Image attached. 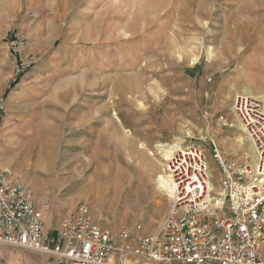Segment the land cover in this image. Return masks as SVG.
I'll list each match as a JSON object with an SVG mask.
<instances>
[{
    "label": "rangeland",
    "instance_id": "1",
    "mask_svg": "<svg viewBox=\"0 0 264 264\" xmlns=\"http://www.w3.org/2000/svg\"><path fill=\"white\" fill-rule=\"evenodd\" d=\"M16 30L27 36L23 55H35L36 64L7 90ZM173 32L187 48L184 62L160 46V34ZM257 54L264 58V0H0V167L36 201L47 200L51 238L80 204L113 229L138 224L150 234L168 205L155 181L165 165L155 146L203 128L205 107L215 131L213 120L230 118L235 95L263 96ZM153 173L154 187L146 183ZM115 182L131 184L117 189ZM0 252L2 264L41 260Z\"/></svg>",
    "mask_w": 264,
    "mask_h": 264
},
{
    "label": "built area",
    "instance_id": "2",
    "mask_svg": "<svg viewBox=\"0 0 264 264\" xmlns=\"http://www.w3.org/2000/svg\"><path fill=\"white\" fill-rule=\"evenodd\" d=\"M26 45L22 30L12 32L7 90L36 64L35 55H23ZM229 112L230 118L215 117L212 131L205 107L203 128L182 135L164 165L171 185L167 212L146 235L138 224L113 229L101 217L93 220L88 205L80 204L51 238L45 230L47 200L36 201L10 168L0 167V249L37 254L41 260L35 264H264V96L237 94ZM4 113L0 97V137ZM207 154L218 172L217 186Z\"/></svg>",
    "mask_w": 264,
    "mask_h": 264
},
{
    "label": "bare ground",
    "instance_id": "3",
    "mask_svg": "<svg viewBox=\"0 0 264 264\" xmlns=\"http://www.w3.org/2000/svg\"><path fill=\"white\" fill-rule=\"evenodd\" d=\"M148 22L149 21H147V23ZM145 23L146 22H144V24H143L144 26H145ZM132 27L133 26H131L130 28H132ZM128 28H129V24L127 25V29ZM126 32H128V31L124 30L123 32H120V33H122L123 37L127 38L128 33H126ZM162 34H160V36L162 38V39H160V42H163V43H161L160 46L163 45L161 48H163V50L166 52V55L169 54L171 56V58H175V60H177V61L184 62L185 59L188 57L187 56L188 53H186L188 51H186L187 50L186 46L180 45V40H179V36H177V33L173 32L172 35L170 36V38L168 37V39H167V37L163 38ZM114 39H118V37H115ZM111 40H113V38ZM127 41H129V40H127ZM201 44L202 43H200V46H201ZM174 53L176 56H173ZM208 57L210 58L211 55L210 56L208 55ZM242 94L247 95V96H253V92L249 93V94L242 92ZM174 143H176V142H174ZM179 143H180V140L178 141V143H176L173 146H171L170 144H166V143L165 144H157L155 146L156 154L161 158V161L166 162L167 160L170 159V157L176 151V148H179V146H177V145H179ZM160 164H161V162H160ZM156 185H157V188L160 191V193L168 200V196H170L171 185H170L168 179H166L164 174L160 173L157 176Z\"/></svg>",
    "mask_w": 264,
    "mask_h": 264
},
{
    "label": "crops",
    "instance_id": "4",
    "mask_svg": "<svg viewBox=\"0 0 264 264\" xmlns=\"http://www.w3.org/2000/svg\"><path fill=\"white\" fill-rule=\"evenodd\" d=\"M10 36H11V34H10ZM235 43H229V46H227V48L228 49H230V50H234V47H235ZM256 61L257 62H264V58H263V56H261L260 54H257L256 55ZM255 64V63H254ZM22 78V77H21ZM20 78V79H21ZM19 82V81H18ZM18 84V83H17ZM16 84V85H17ZM252 91V90H251ZM253 92V91H252ZM208 97L206 98L205 97V99H206V102H209L208 100H209V98L211 97L209 94H206ZM145 177V176H144ZM156 178V173H153V174H151L150 176H148L147 177V181H146V183L149 185V186H153L154 187V179ZM143 179H145V178H143ZM142 179V180H143ZM156 181V180H155ZM131 183L130 182H128V183H126V184H124L123 185V183L121 184L120 182H115L114 184H113V186H115L117 189L118 188H124L126 185H130ZM160 203H162V201L160 200V198L158 199V200H156V204H160ZM166 212H167V208L166 209H164V211H163V214L160 216V217H158V219H155V220H153V222H154V224H158V223H160L163 219H164V217H165V214H166ZM35 264V263H34Z\"/></svg>",
    "mask_w": 264,
    "mask_h": 264
},
{
    "label": "trees",
    "instance_id": "5",
    "mask_svg": "<svg viewBox=\"0 0 264 264\" xmlns=\"http://www.w3.org/2000/svg\"><path fill=\"white\" fill-rule=\"evenodd\" d=\"M17 83H18V82H17ZM17 83H16V84H17Z\"/></svg>",
    "mask_w": 264,
    "mask_h": 264
}]
</instances>
